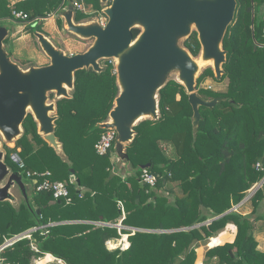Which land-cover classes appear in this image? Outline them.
Returning <instances> with one entry per match:
<instances>
[{
	"label": "trees",
	"instance_id": "trees-1",
	"mask_svg": "<svg viewBox=\"0 0 264 264\" xmlns=\"http://www.w3.org/2000/svg\"><path fill=\"white\" fill-rule=\"evenodd\" d=\"M84 3L96 11L102 8L100 0ZM60 4L58 1L54 8ZM41 15L37 11L28 17L45 18ZM85 18L81 13L74 16L76 23ZM36 24L32 26L39 27ZM57 24L61 27L60 20ZM139 32L133 29V37ZM183 47L193 57L199 55L201 46L195 31ZM222 48L226 61L221 81H227L226 92L200 89L198 94L206 100H224L212 109L200 107L202 119L194 130L184 87L167 82L158 92L159 118L141 121L133 128L135 136L125 154L134 175L127 181L111 173L115 144L103 157L94 149L104 130L100 124L107 121L119 94L112 63L105 60L100 72L91 68L75 72L71 98L57 100L54 135L64 158L43 140L37 122L28 114L22 122V135L10 152L20 149L25 170L49 171L52 181L64 183L74 206L65 205L63 200L58 205L50 192H36V205L46 207L41 209L42 216L25 208L10 212L0 204V246L6 233L11 239L35 227V219L44 225L51 215L55 219V213L49 214L51 202L54 211L71 215L81 208L92 220L101 217L110 222L121 217L120 201L125 212L122 224L141 231H122L129 234L130 246L108 252L104 243L119 238L116 229L104 227L83 236L82 232L91 229L78 226L74 235L81 237H69L60 232L66 226L48 227L47 235L37 231L31 234L32 240L21 238L3 248L0 264H33V259L40 261L48 254L66 264H194L195 245L228 222L237 229L234 242L209 250L207 256L216 258V264H264V251L257 249L254 237L256 231L264 229V183L245 203L252 208L249 214L232 211L205 224L242 202L246 192L264 178V0H236ZM208 78L215 79L211 68L198 78V87ZM8 160L9 155L6 163ZM145 165L158 177L155 189L138 181ZM12 167L18 169L15 164ZM70 169L85 190L83 199L70 181ZM72 228L76 229H67ZM32 241L38 252L32 250Z\"/></svg>",
	"mask_w": 264,
	"mask_h": 264
},
{
	"label": "water",
	"instance_id": "water-1",
	"mask_svg": "<svg viewBox=\"0 0 264 264\" xmlns=\"http://www.w3.org/2000/svg\"><path fill=\"white\" fill-rule=\"evenodd\" d=\"M108 1L111 4L104 11L108 18L104 28L96 23L74 24L71 20L72 6L64 15L70 33L80 38L95 39L83 54L65 56L37 33L38 43L50 59L49 65L40 68L23 71L10 60L3 47L8 31L0 27V137L3 144L13 145L11 142L23 132V120L31 114L40 127L39 133L43 134L44 141L58 150L59 143L54 135L57 117L50 116V112L55 111V105L46 104L47 94L55 92L59 99H68L67 88H73L75 72L89 68L100 72V61L116 60L138 38L137 45L116 60L114 69L119 94L107 121L101 125V129L116 130L114 153L120 160L127 161L125 148L133 141V128L137 122L141 118H159L158 91L170 70L180 71L181 84L193 112L191 121L194 130L202 119L199 108L212 109L224 100H206L196 92V64L177 46V40L188 35L190 26L195 25L201 51H204L205 57L214 60L212 69L216 78L220 79L224 74L222 65L226 61L222 41L234 19L236 0H100L101 3ZM133 29L140 31L135 38ZM29 106L32 112L28 111ZM3 144L0 142V183L4 179L7 182L0 189V201L10 196V188L17 186L24 189L21 174L12 172L5 164ZM149 167L145 165L141 169ZM70 174V181L78 184L72 169ZM252 196L253 193L249 198ZM234 210L232 208L208 223Z\"/></svg>",
	"mask_w": 264,
	"mask_h": 264
},
{
	"label": "rangeland",
	"instance_id": "rangeland-1",
	"mask_svg": "<svg viewBox=\"0 0 264 264\" xmlns=\"http://www.w3.org/2000/svg\"><path fill=\"white\" fill-rule=\"evenodd\" d=\"M58 1H61V3L63 2L66 7H68L70 5L73 6L74 2L82 1V3L84 4L86 13L84 14V13H81L79 11L74 10L75 16L78 13H81V14L86 16V18L83 19L81 21V23H79V24L96 23V19L99 17V15L102 13V11L105 10L107 7H109L111 4L110 1L105 2V3H101V7H102L101 10L96 11L91 6L85 4L84 0H31V1L26 2V3L16 2L14 8L17 11L27 12L28 15H30V16L33 14H36L37 13V6H40V8L42 10V11H40V13L42 14L41 16L45 15V17L47 16V18H43V19L38 18L36 20V22H38V25H40V27H35V26H32V23H30L29 21L16 20L11 14L12 9L10 7V2L8 0H1L0 1V14H1L0 26L6 27L9 32L13 33L12 35L9 34L8 38H6L7 42L5 41V44L3 45V47H4V50H6L10 60L13 63L18 64V66L20 67L21 70H26L28 67H30L32 65H36L37 67H40V65L41 66H47L50 64V59L45 55V53L41 49L37 39L35 38V33L37 31H41L46 37H48L50 42L52 43V45L57 50L61 51L65 56H71L74 54H80L81 52H86L94 44L95 39H93V38H91V39L80 38V37L70 33L69 31H67V32L62 31L61 34H58L57 32H54V31H51L50 33H48V31L45 32L44 31L45 29H42L43 26H45L44 28H46L51 24L50 22H51L52 18H48V17L56 11L54 7L56 6ZM47 14L48 15L50 14V15L48 16ZM90 21H93V22H90ZM135 25H138V24H135ZM194 31L196 32V27H195V25L192 24L190 26V33L194 32ZM189 34L179 38L177 40V46L179 48L183 49L184 52H186L193 60H196L200 56L201 50H200V53L197 57H193L191 55V53L186 48L183 47V43L187 39ZM104 61L105 60L100 61L101 67H102V63ZM212 67L213 66H211V65H206L205 67L199 69L198 72L196 73L195 79H196V92L197 93L200 89H208V90H211L215 93H225L226 92L227 81L226 80L221 81L222 78L217 79L216 74L213 71ZM208 68L212 69L215 79L208 78L198 87V85H197L198 78ZM169 81H175L176 83L182 85L183 82L180 79V71L177 69L170 70L169 73L166 75V78H165L164 83H163V87ZM70 93H71V91L69 90V94ZM57 100H58V97L56 96V93L55 92L54 93L49 92L47 94L46 104L47 105H51V104L55 105ZM50 116L55 117L56 112L55 111L50 112ZM147 119H149V118H144V119L140 120L139 122H137L136 126L141 121H144ZM1 139L2 138L0 137V142L3 144ZM9 146H11V148H14V146L12 144H9ZM3 147H5V145ZM166 151L169 152V150H166ZM8 153L9 152H7V158H8ZM9 157H10V154H9ZM14 164L15 163L12 162L11 160H8V162H7V165L9 166V168L12 171H13L12 165H14ZM118 164L122 165L120 162H118ZM128 165H129V163H128ZM16 166L18 168V165H16ZM116 167H117V165L115 166V168ZM129 167H130V165H129ZM130 169L132 171H134L131 167H130ZM17 170L16 171L21 174L23 180L26 181L28 186H29L27 188L28 193L32 194L34 189L32 188V186H30L31 181L28 180L23 175V172L20 171L19 168ZM263 183H264V178H262V180H260V182L253 185L246 192L245 198L242 200V202H240L236 206H233V208H235L234 211L235 212L238 211L242 215H247V213L249 214L252 211L250 204H247V209H249V210L242 209V211H241L240 206L245 204L250 199L249 196L252 193L254 195L262 187ZM161 193L165 194V192H161ZM261 212H262V210H261ZM263 214H264V212H263ZM209 221H207L205 224L206 225L209 224L208 223ZM4 227H5V225H4ZM230 228H233V232H235L234 233V239L231 242H226L228 240L224 239V236L226 235V230L228 231V229H230ZM259 232H260V230H259ZM259 232L256 231L254 233V237L256 240H257V236H258ZM236 233H237L236 226L233 223L228 222L224 228L213 233V235L211 237L204 239L202 242H199V244L195 245L196 247H195L194 264H216L217 259L216 258H209L207 256V252L209 250L215 248V247H219V246H223L225 244L233 243L235 240V237H236ZM9 236H10L9 233H6L3 236L2 240L4 243L6 242V240L10 239ZM214 238H217L219 241L217 240L218 242H216L214 240ZM257 243H258L257 249L261 250L262 249L261 246H263V245H261L260 241L258 242V240H257ZM199 247H201V248H199ZM261 251H264V250H261ZM40 262H42V263H40ZM48 263H55V262H54V260L53 261H47L46 256L40 261L33 259V264H48Z\"/></svg>",
	"mask_w": 264,
	"mask_h": 264
},
{
	"label": "crops",
	"instance_id": "crops-1",
	"mask_svg": "<svg viewBox=\"0 0 264 264\" xmlns=\"http://www.w3.org/2000/svg\"><path fill=\"white\" fill-rule=\"evenodd\" d=\"M72 5H70V6H68V7H66L65 6V4L62 2L60 5H59V7L57 8V9H55L56 11L52 14V15H48L49 17L48 18H52V20H51V24L48 26V27H46V28H44L45 26H43L42 27V29H45L44 31L45 32H47L48 31V33H50L51 31H54V32H57L58 34H61V32L62 31H65V32H67L68 31V26H67V23H66V20H65V17H64V15H65V13L68 11V9H69V7H71ZM73 7V6H72ZM37 11L38 12H40V11H42L41 10V8H40V6H37ZM20 12H22V13H27V12H24V11H20ZM34 15V14H33ZM74 16H75V12H74V9H73V12H72V16H71V20H72V22L74 23V24H79V23H76L75 22V20H74ZM45 18H47V16L45 17ZM57 20H60L61 21V27L60 26H58V24H57ZM37 23V24H36ZM35 24L36 25H38V22H35ZM39 27H40V25H38ZM0 27H2V26H0ZM3 28H5L7 31H8V29L6 28V27H3ZM37 33H40L41 35H43L47 40H49V38L48 37H46L41 31L39 32V31H37L36 33H35V38L37 39V37H36V34ZM9 34H13L12 32H9L8 31V35H7V37L6 38H8V36H9ZM4 39V41H6L7 39ZM3 41V45L5 44V42ZM38 41V40H37ZM50 41V40H49ZM6 51V50H5ZM83 53H85V52H81L80 54H83ZM8 55V54H7ZM74 55H77V54H74ZM73 56V55H72ZM16 65H18V64H16ZM19 67V66H18ZM40 67H44V66H41L40 65ZM40 67H37L36 65H32V66H30V67H28L26 70H23V71H27V70H29V69H31V68H40ZM20 68V67H19ZM69 90L71 91V93H72V91H73V88L72 89H68L67 88V93H68V95H69V98H71V93L69 94ZM68 98V99H69ZM61 99H66V98H61ZM58 100H59V98H58ZM55 112H56V104H55ZM57 117V116H56ZM105 123V122H104ZM104 123H102V124H104ZM102 124H100V127H101V125ZM39 126H38V133H39ZM22 135V134H21ZM21 135L19 136V137H17V138H15L11 143H13V146H14V148H15V142L21 137ZM39 135L43 138L44 136H43V134H40L39 133ZM43 140H44V138H43ZM5 144H3V146H4ZM1 147L2 148V150L5 152V154H6V157H7V152H9L8 153V155L9 154H11V152L10 151H12L14 148H11V146H6L5 145V147ZM55 150V149H54ZM18 153L20 152V149H17L16 150ZM56 152H57V154L58 155H60L61 157H63V155H62V153H61V147H60V144H59V149L58 150H55ZM64 158V157H63ZM110 160H111V165H112V170H111V173L113 174V175H117V176H119L120 178H122L124 181H127L128 180V178L130 177V176H133L134 175V171H132L131 169H130V167H129V165H128V162L127 161H124V160H120L118 157H117V155L115 154V153H113V152H111V156H110ZM118 162H120L122 165H119L118 164ZM5 164L7 165V163H6V158H5ZM117 165V167L115 168V166ZM7 167L9 168V166L7 165ZM10 169V168H9ZM141 169V168H140ZM11 170V169H10ZM17 170V169H16ZM16 170H14L13 169V171L12 172H14V173H18ZM18 174H20V173H18ZM76 180V179H75ZM6 182H7V180L6 179H4L1 183H0V189H3L4 188V186H5V184H6ZM22 182H23V184H24V189L23 190H21L19 187H17V186H15V187H13V188H10L9 189V197H7L6 199H4L3 201H0V204H2V205H4L5 206V208L6 209H8V210H10V212H18L20 209H27L28 210V212H34L35 214H36V216H40L41 215V209L43 210V209H45L46 207H39L38 205H36V202H35V196H36V192H35V190L33 191V193L32 194H30V193H28V191H27V188L29 187L28 186V184H27V182L26 181H24L23 180V178H22ZM72 183H75V186H76V190H78V193L80 194V198L82 197V199H83V197H84V194H85V190L83 189V188H81V187H79V183L77 184L76 182H72ZM30 186H32V188L34 189V187H33V183L32 182H30ZM94 196V194L93 193H91V197H93ZM118 202H120V201H117V207H118V209H119V206H118ZM59 203H60V201H58V205H59ZM122 204V203H121ZM55 204H54V202H51L50 203V205H49V207L50 208H48L49 209V214H54V216L56 217L55 219H53V215H51L52 217H51V219H49V222H48V224L47 225H44V224H39L38 222H37V219H35L36 220V224H35V227H33V228H30V229H28L27 231H25V232H23V233H20V234H18V235H13V237L11 238V239H13V238H15L16 236H21V235H24V233H28V232H31V231H33L34 229H36V228H38V227H45L46 226V229L48 228V227H55V226H66V227H64V228H66V229H63L62 231H60V232H63V234H65L66 236H69V237H75L76 235H74L75 233H78L79 231H78V226H85V227H88V228H90L91 230H87V231H84V232H82V234H83V236H86L87 235V233H89L90 231H95V230H97V229H100V228H111V229H116L117 230V234L119 235V233H118V229H117V227L118 226H120L119 225V222H120V220H121V217L119 218V219H117V220H113V221H110V222H105V221H102V218L100 217L99 219H98V221L97 220H92L91 218H93L92 217V215H90L89 217H87L85 214H83V212H82V210H81V208H78V209H76V211L73 213V214H71V215H68V214H63L62 212H61V210L60 209H58L57 211L55 210H53V206H54ZM65 205H67V206H72L73 205V201L70 203V204H66L65 203ZM74 206V205H73ZM241 207V211H242V209H247V204H243L242 206H240ZM246 207V208H245ZM46 210V209H45ZM52 210V211H51ZM247 210H249V209H247ZM37 211H39V214H37ZM59 211V213H57ZM262 212H264V208L262 209ZM248 214V213H247ZM124 215H125V212H124ZM42 216V215H41ZM94 219V218H93ZM76 227V229L75 228H72V229H67L68 227ZM121 226H124V228H125V230H122V231H127V232H136V231H141V230H138V229H135V228H132V227H127V226H125V225H123V224H121ZM45 229V230H46ZM47 231V230H46ZM38 232H41V230H38ZM34 233H36V232H34ZM122 233V232H121ZM234 233L235 232H233V228H230V229H228V231L226 230V235L224 236V239H227L228 241H226V242H231L233 239H234ZM123 234V233H122ZM125 235H128L129 236V234H125ZM76 237H81V235H77ZM118 238H116V239H108V240H106L105 241V243H104V246H105V248H106V250L108 251V252H113V251H116L117 250V247H118V244H119V242H118ZM214 240L216 241V242H218L219 240L217 239V238H214ZM218 240V241H217ZM257 240H258V242L260 241V244L261 245H263V246H261V250H264V229L263 230H260V232L258 233V236H257ZM111 242V244L113 245V248L114 249H110V248H108L107 246H106V242ZM212 242V241H211ZM210 242V243H211ZM128 243H129V241H128ZM199 244V243H198ZM129 246H130V243H129ZM207 247V246H206ZM112 248V247H111ZM199 248H201V247H199ZM209 248V247H208ZM126 250V249H125ZM121 251H124V250H121ZM49 255V254H48ZM48 255H46V257L48 256ZM51 256V255H50ZM52 258H53V260L54 259H56V258H54L53 256H51Z\"/></svg>",
	"mask_w": 264,
	"mask_h": 264
},
{
	"label": "built area",
	"instance_id": "built-area-1",
	"mask_svg": "<svg viewBox=\"0 0 264 264\" xmlns=\"http://www.w3.org/2000/svg\"><path fill=\"white\" fill-rule=\"evenodd\" d=\"M8 1L10 2V7L12 9L11 14L16 20H24V21L26 20L32 24L36 22L37 19L29 20V17L27 14L22 13L20 11H17L14 8V5L16 2L25 3V2H28L30 0H8ZM73 9L75 11H79V12L84 13V14L86 13L85 7H84V4L82 3V1L74 2L73 3ZM104 11L105 10H103L102 13L99 15V17L96 19V24H98L102 28L105 27V25L107 24V21H108V18H107ZM0 19H1V14H0ZM90 22H93V21H90ZM107 61L112 63L114 65V68H115L116 60L109 59ZM114 72L116 74L115 69H114ZM116 141H117L116 130L114 128L104 129L103 133L100 136L99 141L94 146L96 154L100 157L106 156L108 153H110V151L113 148ZM10 160L12 162H14L16 165H18V168L20 171L23 172V175L33 183V187H34L35 192H37V193L50 192L55 201L63 200L66 204H70L72 202V200L69 197V192H68L66 185L62 182L52 181L51 180V173L49 171L37 172V171L25 170L24 163L22 162L21 158L19 157L18 152L11 154ZM157 178L158 177L156 175L150 173L147 170V168H145V169H141L138 181L141 185H146L150 189H155L156 184H157ZM118 206H119V210L121 212V220L119 222L120 226L117 227L118 233H119V238H118L119 244H118L117 249L125 250V249H128V247H129L128 235L121 233L122 230H125L124 226H121L122 221L125 218V215H124V209H123L121 202H118ZM45 229H46V226L41 227V228L38 227L31 232L24 233V235L16 236L13 239L6 240V242L0 247V251L3 248L12 245L14 242L20 240L21 238H23V239L26 238L28 240H32L31 234L34 232H37L38 230H41L42 234L47 235V231ZM106 246L110 249H114L113 245L109 241L106 242ZM31 248L34 252H38L34 241L31 242ZM54 262L56 264H66L61 259H54Z\"/></svg>",
	"mask_w": 264,
	"mask_h": 264
},
{
	"label": "bare ground",
	"instance_id": "bare-ground-1",
	"mask_svg": "<svg viewBox=\"0 0 264 264\" xmlns=\"http://www.w3.org/2000/svg\"><path fill=\"white\" fill-rule=\"evenodd\" d=\"M138 42H139V38H138L135 42H133V43L130 45V47H129L126 51H128L129 49H133V48L137 45ZM126 51H125V52H126ZM125 52H123V53H125ZM123 53L120 54V55L117 57L116 60H119V58L123 55ZM194 63L196 64L197 70H199V69L205 67L206 65H211V66H213V64H214V60H213L212 58L205 57V53H204V51L202 50L200 56H199L196 60H194ZM27 109H28V111L32 112V109H31L30 106H29ZM142 119H144V118H141V120H142ZM47 261H53V258H52L51 256L48 255V256H47ZM40 263H42V262H40Z\"/></svg>",
	"mask_w": 264,
	"mask_h": 264
}]
</instances>
